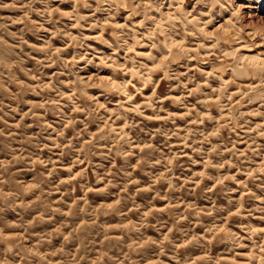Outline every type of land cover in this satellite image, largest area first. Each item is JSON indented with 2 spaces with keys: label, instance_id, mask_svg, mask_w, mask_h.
<instances>
[{
  "label": "rangeland",
  "instance_id": "1",
  "mask_svg": "<svg viewBox=\"0 0 264 264\" xmlns=\"http://www.w3.org/2000/svg\"><path fill=\"white\" fill-rule=\"evenodd\" d=\"M0 264H264V0H0Z\"/></svg>",
  "mask_w": 264,
  "mask_h": 264
}]
</instances>
